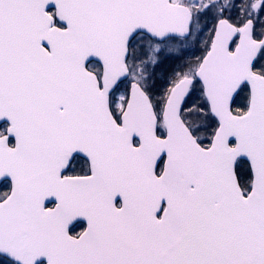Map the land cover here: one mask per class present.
Returning <instances> with one entry per match:
<instances>
[{
	"label": "snow or ice",
	"instance_id": "snow-or-ice-1",
	"mask_svg": "<svg viewBox=\"0 0 264 264\" xmlns=\"http://www.w3.org/2000/svg\"><path fill=\"white\" fill-rule=\"evenodd\" d=\"M0 264H264V0H0Z\"/></svg>",
	"mask_w": 264,
	"mask_h": 264
},
{
	"label": "water",
	"instance_id": "water-1",
	"mask_svg": "<svg viewBox=\"0 0 264 264\" xmlns=\"http://www.w3.org/2000/svg\"><path fill=\"white\" fill-rule=\"evenodd\" d=\"M48 203H51V202H46V204H48Z\"/></svg>",
	"mask_w": 264,
	"mask_h": 264
},
{
	"label": "flooded vegetation",
	"instance_id": "flooded-vegetation-1",
	"mask_svg": "<svg viewBox=\"0 0 264 264\" xmlns=\"http://www.w3.org/2000/svg\"><path fill=\"white\" fill-rule=\"evenodd\" d=\"M50 207V206H49Z\"/></svg>",
	"mask_w": 264,
	"mask_h": 264
}]
</instances>
